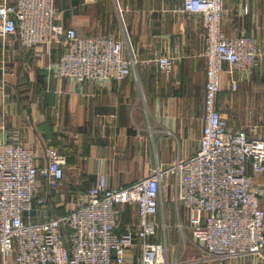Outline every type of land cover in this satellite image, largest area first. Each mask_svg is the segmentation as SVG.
Instances as JSON below:
<instances>
[{
    "label": "built area",
    "instance_id": "2783aa9c",
    "mask_svg": "<svg viewBox=\"0 0 264 264\" xmlns=\"http://www.w3.org/2000/svg\"><path fill=\"white\" fill-rule=\"evenodd\" d=\"M55 0H0V36L16 38L24 48L61 43L56 75L77 82L122 80L133 73V60L112 35H78L56 22ZM183 12L202 17L205 84L201 135L194 154L157 165L136 181L112 187L105 172L61 214L33 219L40 183L46 193L64 180L66 156L47 144L44 160L19 142L0 141V253L14 264H169L165 237L152 238L168 225L157 218L162 190L173 180L176 206L185 212L177 230L189 231L198 244V261L222 262L264 251V208L253 176L264 173V135L259 122L233 127L217 103L222 75L238 89L235 73L250 72L264 51L253 37H226L221 29L224 0H182ZM174 56L155 60L170 72ZM227 64L225 68L223 65ZM165 185V186H164ZM137 210L135 232L118 230L122 206Z\"/></svg>",
    "mask_w": 264,
    "mask_h": 264
},
{
    "label": "crops",
    "instance_id": "0c3cea01",
    "mask_svg": "<svg viewBox=\"0 0 264 264\" xmlns=\"http://www.w3.org/2000/svg\"><path fill=\"white\" fill-rule=\"evenodd\" d=\"M181 4L182 0H55V20L62 26L82 36L108 34L122 40L124 56L133 60V73L122 80L60 78L56 63L64 50L61 43L27 49L16 38L0 36V141L32 148L40 163L45 146L53 142L66 156L64 180L87 187L99 172L106 173L110 186H122L157 165L194 154L203 123L204 27L201 15L183 12ZM221 29L226 37H253L264 51V0H224ZM160 56L175 57L170 72L156 65ZM235 77L238 89L231 91L227 74L222 75L218 105L231 126L259 122L258 134L263 136L264 56L250 72ZM253 182L264 208V173L254 175ZM165 188L157 218L168 227L158 235L167 240V256L170 251L176 255L173 264H264V251L201 262L199 246L189 232L187 240L171 241L172 222L185 220V212L173 200L172 179ZM57 192L56 200L67 194L63 187ZM45 193L41 182L35 196L39 203L47 202ZM35 210L33 206V219L47 218ZM137 217L135 206H122L118 230L135 232ZM158 235L152 240L159 241ZM136 254L127 255L129 264ZM0 264H14L13 254L0 253Z\"/></svg>",
    "mask_w": 264,
    "mask_h": 264
},
{
    "label": "rangeland",
    "instance_id": "374dc122",
    "mask_svg": "<svg viewBox=\"0 0 264 264\" xmlns=\"http://www.w3.org/2000/svg\"><path fill=\"white\" fill-rule=\"evenodd\" d=\"M60 187L61 188L63 187L64 190L70 189L71 187H73V188H82V190H83V188L87 187V183H84V182L74 183L71 179H69L68 182L63 180V183H62V185ZM57 191H55V192L53 191L50 194L45 193L46 195H51V197H48V196L46 197L47 202L39 203L38 198L37 197L34 198L35 200H33V201H35V202H33L32 206H34V209L36 208V210L34 212H36L39 217L42 218V217L52 216L55 213L54 208L59 210V211H66L71 206V202L73 201V199L76 198L77 195L79 194V193H74L73 195L72 194H69V195L65 194L63 197H60L58 200L55 199V201H53L52 200L53 196L58 194ZM163 193L166 194V188L165 187L163 188ZM52 194H53V196H52ZM41 204H43V206H41ZM50 209L52 211L51 213L49 211ZM179 220L182 223H185V220L182 217L176 218V222L175 221L172 222L173 223L172 226L174 228L172 227L171 230H174V234H173V236L170 239L173 242H175V241L177 242V241H181V240H187V238H188L187 236H189V234H190L189 231H186L184 234H181L177 230V228L175 227V224ZM175 228H176V230H175ZM187 232H189V234ZM162 236H163V234L160 233L157 236L158 240H161ZM191 248L193 249V245H191ZM168 250H170V247H169ZM173 255H174V253L172 251H170V255L167 256L169 264H173L172 263L173 262V258H174V256H176V255H174V256ZM199 256H200V252H199ZM175 262H178L177 258L175 259Z\"/></svg>",
    "mask_w": 264,
    "mask_h": 264
},
{
    "label": "trees",
    "instance_id": "16d2710c",
    "mask_svg": "<svg viewBox=\"0 0 264 264\" xmlns=\"http://www.w3.org/2000/svg\"><path fill=\"white\" fill-rule=\"evenodd\" d=\"M21 46V45H20ZM24 48V47H23ZM220 96H221V91L218 93V95H217V98H216V100H217V103H218V99L220 98ZM49 144H51V143H49ZM51 145H53V146H55V144L52 142V144ZM56 147V146H55ZM59 150V152H62V150L61 149H58ZM196 152V151H195ZM194 152V153H195ZM89 187V186H88ZM87 187V188H88ZM87 188H85V190L87 189ZM66 193H67V195H69V194H74V193H77L78 192V190L76 189V190H72V188H70V189H66ZM51 197V195H45V197ZM52 196H53V194H52ZM55 199H56V197H55V195L53 196V201H55ZM35 200V199H34ZM33 202H35V201H33ZM50 211V213H51V209L49 210ZM54 211H55V213L52 215V216H55V215H57V214H61V213H63L64 211H59V210H57V209H55L54 208ZM51 217V216H50Z\"/></svg>",
    "mask_w": 264,
    "mask_h": 264
}]
</instances>
